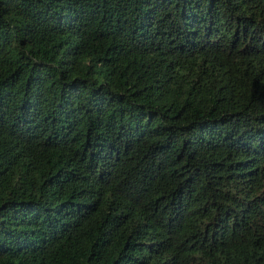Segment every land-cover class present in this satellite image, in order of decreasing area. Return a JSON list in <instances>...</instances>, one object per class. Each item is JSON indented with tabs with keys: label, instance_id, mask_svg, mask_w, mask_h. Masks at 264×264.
Here are the masks:
<instances>
[{
	"label": "trees",
	"instance_id": "trees-1",
	"mask_svg": "<svg viewBox=\"0 0 264 264\" xmlns=\"http://www.w3.org/2000/svg\"><path fill=\"white\" fill-rule=\"evenodd\" d=\"M0 264H264V0H0Z\"/></svg>",
	"mask_w": 264,
	"mask_h": 264
}]
</instances>
